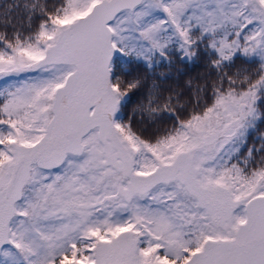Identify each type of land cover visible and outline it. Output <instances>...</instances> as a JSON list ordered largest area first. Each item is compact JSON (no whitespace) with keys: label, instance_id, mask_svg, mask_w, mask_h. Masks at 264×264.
<instances>
[{"label":"snow or ice","instance_id":"6c2138e0","mask_svg":"<svg viewBox=\"0 0 264 264\" xmlns=\"http://www.w3.org/2000/svg\"><path fill=\"white\" fill-rule=\"evenodd\" d=\"M23 8L26 33L0 32V78L36 73L0 86V264H264V143L239 155L264 118V0ZM205 41L217 68L241 52L260 67L223 72L162 135L120 118L139 86L120 56L191 57Z\"/></svg>","mask_w":264,"mask_h":264},{"label":"trees","instance_id":"16d2710c","mask_svg":"<svg viewBox=\"0 0 264 264\" xmlns=\"http://www.w3.org/2000/svg\"><path fill=\"white\" fill-rule=\"evenodd\" d=\"M27 0H0V32L12 35L14 30L27 31L29 20L23 8ZM59 0H47L48 7L56 5ZM19 5V7H17ZM38 19L31 24L35 28ZM195 55L187 57L178 44L169 46L168 54L161 57L154 53L151 59L135 56L129 58L120 56V66L123 71L120 77L124 81H139V86L128 93L120 118L125 123H131L134 130L146 138L162 135L176 123L174 116H184L196 109L199 98L202 108L205 101L210 102L212 85L217 82L223 72L229 75L246 73L254 75L259 69V58L252 63V57L237 53L231 62H225L227 67L217 68L212 61L218 56L207 46V42H199L193 47ZM200 89L198 92L197 90ZM171 97L176 113H160L153 117L147 111L149 100L159 99L161 106L164 100ZM178 101V103H176ZM180 105L184 110L179 111ZM199 110V109H197ZM264 111V107L261 109ZM264 143V118L258 120L256 127L249 130L246 142L241 146L239 155L247 156L249 148L259 149ZM264 153H254L258 162Z\"/></svg>","mask_w":264,"mask_h":264},{"label":"rangeland","instance_id":"374dc122","mask_svg":"<svg viewBox=\"0 0 264 264\" xmlns=\"http://www.w3.org/2000/svg\"><path fill=\"white\" fill-rule=\"evenodd\" d=\"M142 59V57H140ZM189 58V57H188ZM36 73H29V74H22L20 77H7V78H0V86H3L9 80L15 82L19 79L24 78V76H35Z\"/></svg>","mask_w":264,"mask_h":264}]
</instances>
